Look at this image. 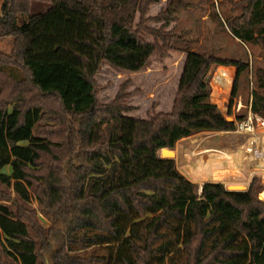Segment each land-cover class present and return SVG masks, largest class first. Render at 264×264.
<instances>
[{"label":"trees","instance_id":"obj_1","mask_svg":"<svg viewBox=\"0 0 264 264\" xmlns=\"http://www.w3.org/2000/svg\"><path fill=\"white\" fill-rule=\"evenodd\" d=\"M156 2L2 0L0 38L11 37L13 47L0 53V246L7 260L0 264H44L51 234L36 221L32 200L62 229L53 264H264L257 177L243 191L215 182L199 190L172 158L160 156L200 133L234 132L248 110L264 119V58L245 112L229 121L211 102L213 69H236L235 98L248 61L177 48L162 28L146 27ZM246 2L242 15L224 24L264 52V0ZM187 6L169 0L152 20H175ZM174 49L186 58L170 112L124 115L134 108L122 93L98 103L95 76L103 63L138 73L152 54ZM48 122L54 125L40 126ZM6 156L13 159L8 173ZM100 248L105 255L95 253Z\"/></svg>","mask_w":264,"mask_h":264},{"label":"rangeland","instance_id":"obj_2","mask_svg":"<svg viewBox=\"0 0 264 264\" xmlns=\"http://www.w3.org/2000/svg\"><path fill=\"white\" fill-rule=\"evenodd\" d=\"M168 1L157 0L156 3L149 7L146 15V18L150 19L146 22L147 28L156 30L162 28L164 32L175 38L177 48L187 46L190 50L211 53L221 58L248 61L250 66L249 75L240 78L235 98L231 97L236 73L234 67H227L234 70L233 81L227 92L217 91L211 84L216 74V69L222 67L213 69L210 80L211 102L217 105L229 121H235V116L238 115L236 111L242 109L241 114L247 108L246 104L249 101L251 90L254 88L253 71L256 67H263L264 58V52L260 46L243 43L235 39L224 24L226 20L235 19L242 15L247 0H183L186 1L188 6L175 13V20L166 23L164 21L152 20L165 10ZM44 8L46 7L44 6ZM138 22L139 15L137 14L135 16V23ZM221 22H223L222 26ZM143 35L147 41L154 42L153 37ZM158 44L161 45L162 43L159 41ZM12 47L13 39L11 37L0 38V53L8 55ZM185 58L186 53L176 49L169 50L164 57L155 52L145 67L138 73L117 71L108 64L103 63L95 76L98 103L100 105H107L122 93L127 95L125 99L126 105L134 108L132 112L124 113V115L147 119L157 112H170ZM15 77L20 78L21 76L18 73ZM231 101V115L228 116V105ZM262 120L255 125L256 130L264 127V119ZM44 125H54V123H42L40 126ZM260 131L252 139L248 135L235 133V131L197 134L194 137L195 139L186 141V148H189L188 151L190 153L188 154L191 156V159L189 158V161H191L190 166L193 167L195 163L199 164L200 167L211 172L215 181H220L215 183H222L226 189L230 186L240 185L242 186L241 191L246 190L251 179L257 177L263 186V190L259 193L258 198L264 203V199L260 198L264 193V171L261 170L264 164V133L259 134ZM174 150L172 151L174 152ZM237 151L243 152L245 156L242 170H238L235 162L221 158L223 155L233 154V152ZM160 156L162 157L161 152ZM215 157L218 158L216 162L214 160ZM172 159L175 162V156ZM253 160L260 163L259 165L261 166L258 170L253 169ZM12 164L13 159L11 157H4L2 162L3 172L8 173ZM192 173L194 174V172ZM201 186L197 185L199 190ZM28 206L34 211L35 219L40 227L49 229V233L51 234V237H49L50 241L48 242L49 247L44 251L42 256L44 264H53L52 257L59 248L61 239H63L61 226L53 225L48 216L46 217L41 211L39 204L35 200H32ZM2 248L0 246V259L7 263ZM90 251L91 248L78 251L77 253L83 255ZM95 253L103 256L106 251L100 248ZM180 259H182V256H180ZM182 263H184L183 259Z\"/></svg>","mask_w":264,"mask_h":264},{"label":"crops","instance_id":"obj_3","mask_svg":"<svg viewBox=\"0 0 264 264\" xmlns=\"http://www.w3.org/2000/svg\"><path fill=\"white\" fill-rule=\"evenodd\" d=\"M2 0H0V6H1ZM215 104V103H214ZM216 105V104H215ZM264 125V124H263ZM261 130V131H260ZM260 131L259 134L264 133V127L263 128H259L257 130V134ZM222 133V132H221ZM225 133V132H224ZM256 134V135H257ZM195 136V135H194ZM255 136V135H254ZM253 136V137H254ZM193 137V136H192ZM191 138H186V139H182L180 140L176 146H175V150L173 153V156H175V165L177 170L183 175L185 176L190 182L201 186L204 183H209V182H220V181H215L213 179V175L211 174V172L207 171L205 168L200 167L199 165H197L196 163L194 164L193 161V167L189 166L191 161H189V158L191 159V156L188 154L190 153L189 148H186V141H190ZM252 137V138H253ZM249 138V137H248ZM250 138V139H252ZM249 140V139H248ZM250 144V143H249ZM180 154V155H179ZM244 154V153H243ZM245 158V156H244ZM245 160V159H244ZM243 160V163H244ZM186 166V167H185ZM187 168V169H186ZM189 168V169H188ZM243 169V168H242ZM191 171V173H190ZM192 172L196 173L193 174Z\"/></svg>","mask_w":264,"mask_h":264},{"label":"bare ground","instance_id":"obj_4","mask_svg":"<svg viewBox=\"0 0 264 264\" xmlns=\"http://www.w3.org/2000/svg\"><path fill=\"white\" fill-rule=\"evenodd\" d=\"M233 73H234V70H232L231 68H227V67H222V68H219V69H216V74L214 76V78L212 79L211 81V84H212V87L214 86V89H216L217 91L219 90L220 92H227L230 87H231V84H232V81H233ZM221 94V93H220ZM222 95V94H221ZM218 96V95H217ZM213 97V96H212ZM218 101V100H216ZM215 101V102H216ZM219 103V101H218ZM220 104V103H219ZM221 105V104H220ZM222 106V105H221ZM222 108V107H220ZM258 130V129H257ZM257 130H255L253 133H251L249 136L250 138H252L254 135H256L257 133ZM196 136V135H195ZM195 136H191L192 139H195L194 137ZM189 137V138H191ZM199 140V139H198ZM197 142V141H195ZM199 142V141H198ZM204 142V141H203ZM202 144V143H200ZM194 146V145H193ZM197 146V145H195ZM193 148V147H192ZM197 149V148H196ZM217 154V152H216ZM180 155V154H179ZM213 158V157H212ZM221 158H224V159H227L229 161H233L235 162V166L238 167V170H242L243 168V159H244V154L243 152L241 151H237V152H233V154H229V155H223L221 156ZM206 159V158H205ZM207 160V159H206ZM210 160V159H209ZM215 162L218 161V158L215 157ZM222 160V159H220ZM219 160V161H220ZM205 162V161H204ZM208 163H211V162H208ZM230 165V163H228ZM233 164V163H232ZM260 163L253 160L252 161V165H253V169L254 170H258L259 167L261 165H259ZM199 165V164H198ZM259 165V166H258ZM190 166V165H189ZM209 166V165H208ZM186 167V166H185ZM262 171H264V164L262 165L261 167ZM187 169V168H186ZM189 169V168H188ZM228 169V168H227ZM237 170V171H238ZM191 173V171H190ZM236 173V172H235ZM264 173V172H263ZM196 174V173H194ZM239 174V173H238ZM261 199H264V193L260 196Z\"/></svg>","mask_w":264,"mask_h":264},{"label":"built area","instance_id":"obj_5","mask_svg":"<svg viewBox=\"0 0 264 264\" xmlns=\"http://www.w3.org/2000/svg\"><path fill=\"white\" fill-rule=\"evenodd\" d=\"M238 110V109H237ZM239 111V110H238ZM263 121L262 118L253 115L250 110H248V114L246 118L238 123H236L235 133H239L242 135H250L256 130V124Z\"/></svg>","mask_w":264,"mask_h":264},{"label":"water","instance_id":"obj_6","mask_svg":"<svg viewBox=\"0 0 264 264\" xmlns=\"http://www.w3.org/2000/svg\"><path fill=\"white\" fill-rule=\"evenodd\" d=\"M161 155L162 157L161 158H172L173 157V153L172 151H169L167 149H163L161 151ZM229 191H241L242 190V186L240 185H236V186H230L228 188Z\"/></svg>","mask_w":264,"mask_h":264}]
</instances>
